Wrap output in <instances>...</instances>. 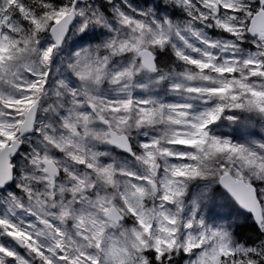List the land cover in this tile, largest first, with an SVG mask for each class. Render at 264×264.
<instances>
[{
	"label": "snow or ice",
	"instance_id": "snow-or-ice-1",
	"mask_svg": "<svg viewBox=\"0 0 264 264\" xmlns=\"http://www.w3.org/2000/svg\"><path fill=\"white\" fill-rule=\"evenodd\" d=\"M0 264H264V0H0Z\"/></svg>",
	"mask_w": 264,
	"mask_h": 264
},
{
	"label": "trees",
	"instance_id": "trees-1",
	"mask_svg": "<svg viewBox=\"0 0 264 264\" xmlns=\"http://www.w3.org/2000/svg\"><path fill=\"white\" fill-rule=\"evenodd\" d=\"M218 191H219V189H218ZM248 230H249V228L247 226H245L244 231L247 232Z\"/></svg>",
	"mask_w": 264,
	"mask_h": 264
},
{
	"label": "rangeland",
	"instance_id": "rangeland-1",
	"mask_svg": "<svg viewBox=\"0 0 264 264\" xmlns=\"http://www.w3.org/2000/svg\"><path fill=\"white\" fill-rule=\"evenodd\" d=\"M218 211H227L228 209H217Z\"/></svg>",
	"mask_w": 264,
	"mask_h": 264
}]
</instances>
